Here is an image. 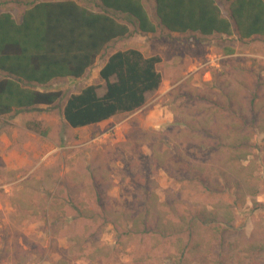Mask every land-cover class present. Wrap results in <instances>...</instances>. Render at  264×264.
<instances>
[{
  "label": "rangeland",
  "instance_id": "rangeland-1",
  "mask_svg": "<svg viewBox=\"0 0 264 264\" xmlns=\"http://www.w3.org/2000/svg\"><path fill=\"white\" fill-rule=\"evenodd\" d=\"M33 1L0 0V12L20 19ZM76 1L103 11L100 0ZM144 1L157 19L155 1ZM217 1L229 16V3ZM129 25L132 34L109 44L83 77L36 86L64 91L58 103L0 116V264H253L236 262L230 243L264 237V151L250 157L256 165L257 196L240 200L241 194L215 173L221 190H208V176L194 167L210 171L211 153L200 148L203 140L196 133L214 128V123H202L203 114H186L204 97L216 114L225 112L227 93L242 101L264 94V36L178 33L160 25L155 33H143ZM128 48L161 56L160 89L132 113L85 127L67 124V97L91 84L99 85L102 94L100 69L110 54ZM226 48L235 51L227 54ZM5 76L0 70V79ZM191 96L194 106L188 105ZM192 119L197 131L183 124ZM256 141L264 145V132ZM153 192L166 219L177 225L221 201L232 205L234 220L231 225L200 221L178 234L138 231L133 218L144 213ZM86 209L97 212V218L85 217ZM199 231L206 245L191 253ZM180 238L189 251L181 262ZM102 246L110 255H94ZM258 258L264 264V254Z\"/></svg>",
  "mask_w": 264,
  "mask_h": 264
},
{
  "label": "trees",
  "instance_id": "trees-1",
  "mask_svg": "<svg viewBox=\"0 0 264 264\" xmlns=\"http://www.w3.org/2000/svg\"><path fill=\"white\" fill-rule=\"evenodd\" d=\"M154 1L157 19L144 0H100L103 11L90 9L76 0H37L28 4L20 19L9 11L0 12V70L7 73L0 79V116L58 103L64 97V91L41 90L36 86H45L56 78L83 77L109 44L132 34L129 24H134L143 33H155L160 25L178 33L238 34L242 39L264 36V0H226L229 16L224 15L217 0ZM118 16L128 22L121 21ZM234 51L226 48L227 54ZM160 62L161 56H147L137 48L110 54L99 72L105 82V91L100 94V86L91 84L69 95L63 106L67 124L73 128L95 125L140 109L148 95L162 85ZM225 98L226 102L222 104L227 106L225 112L215 114L208 98L204 97L199 107H192L186 114L191 118L203 114L206 121L202 123H214V128L206 129L203 134L196 133L205 143L202 142L200 148L205 146L211 153L210 171L198 164L194 168L208 176L207 181L204 179L206 189L221 190V185L212 177L215 173L241 194L240 200L246 201L248 196L260 193V188L253 182L256 165L250 157L264 151V145L256 141L258 134L264 132V94L257 92L249 101L240 100L234 93H227ZM189 102L188 105L194 106L192 96ZM259 115L261 119H258ZM194 122L193 119L186 120L183 124L197 131ZM147 203L144 213L133 218V226L138 231L153 229L178 234L190 231L191 225L200 221L203 225L214 222L231 225L234 220L232 205L223 201L212 210H200L188 220L182 218L178 225L166 219L156 192ZM255 204L260 205L257 201ZM86 212L85 217L96 219L98 216L92 210L86 209ZM195 227L200 230L199 225ZM197 233L200 238L190 251L196 254L206 245L205 236L200 231ZM76 239L79 236H75ZM179 241L178 260L189 252L181 245V238ZM230 247L236 262L262 264L258 256L264 254V237L230 243ZM108 250L105 246L98 247L94 255H110Z\"/></svg>",
  "mask_w": 264,
  "mask_h": 264
},
{
  "label": "crops",
  "instance_id": "crops-1",
  "mask_svg": "<svg viewBox=\"0 0 264 264\" xmlns=\"http://www.w3.org/2000/svg\"><path fill=\"white\" fill-rule=\"evenodd\" d=\"M103 122H105V121H103Z\"/></svg>",
  "mask_w": 264,
  "mask_h": 264
}]
</instances>
